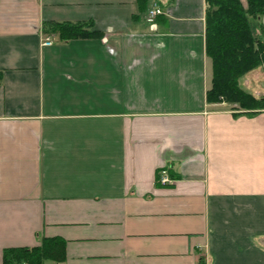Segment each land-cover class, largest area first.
<instances>
[{"label":"crops","instance_id":"1","mask_svg":"<svg viewBox=\"0 0 264 264\" xmlns=\"http://www.w3.org/2000/svg\"><path fill=\"white\" fill-rule=\"evenodd\" d=\"M204 29V0H0V264L43 238L59 264H264V111L206 102Z\"/></svg>","mask_w":264,"mask_h":264},{"label":"trees","instance_id":"2","mask_svg":"<svg viewBox=\"0 0 264 264\" xmlns=\"http://www.w3.org/2000/svg\"><path fill=\"white\" fill-rule=\"evenodd\" d=\"M144 6L146 0H137ZM264 0H204L205 54L211 63L207 103H226L238 113L254 115L264 111V95L256 96L240 86V80L264 64V42L253 31L252 21L262 15ZM91 22H44L42 30L62 40L97 36ZM264 34V31H261ZM64 242L60 238H43L38 246L7 248L2 264L62 263ZM199 264H203L202 258Z\"/></svg>","mask_w":264,"mask_h":264},{"label":"built area","instance_id":"3","mask_svg":"<svg viewBox=\"0 0 264 264\" xmlns=\"http://www.w3.org/2000/svg\"><path fill=\"white\" fill-rule=\"evenodd\" d=\"M161 14V9L157 6H154L152 9L148 10L147 13H146V21L149 22V23H152L154 18L158 15ZM263 42H264V38H263ZM51 42L47 39L44 43V45H50ZM160 183L161 184H167V183H170L167 175L165 172H162L161 173V176H160ZM24 264V263H22Z\"/></svg>","mask_w":264,"mask_h":264},{"label":"rangeland","instance_id":"4","mask_svg":"<svg viewBox=\"0 0 264 264\" xmlns=\"http://www.w3.org/2000/svg\"><path fill=\"white\" fill-rule=\"evenodd\" d=\"M48 264H52V263L48 262Z\"/></svg>","mask_w":264,"mask_h":264}]
</instances>
